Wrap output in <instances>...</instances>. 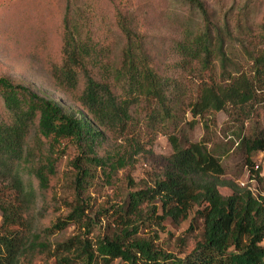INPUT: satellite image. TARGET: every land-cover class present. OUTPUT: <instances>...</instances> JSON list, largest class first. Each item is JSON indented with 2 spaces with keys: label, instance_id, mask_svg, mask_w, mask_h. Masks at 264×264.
Instances as JSON below:
<instances>
[{
  "label": "trees",
  "instance_id": "obj_1",
  "mask_svg": "<svg viewBox=\"0 0 264 264\" xmlns=\"http://www.w3.org/2000/svg\"><path fill=\"white\" fill-rule=\"evenodd\" d=\"M182 1L199 13L201 24L196 29L182 25L180 38L171 46V53L180 58L170 67L195 64L198 71L211 70L216 58L221 66V79L200 80L187 102L192 121L228 107L250 112L257 93L264 90V48L252 57L251 76L226 72L229 31L211 18L202 0ZM70 6L63 16L61 61L53 66L51 78L59 90L73 92L78 113L0 75V264L31 263L37 255L52 256L57 264H111L115 259L123 264H264V196L220 178L223 166L205 141L182 143L173 134L168 136L172 152L161 169L141 185L128 179L131 186L112 211L116 228L93 243L81 232L50 240L70 223L89 233L96 218L88 212L89 190L98 171L112 186L117 170L141 153L140 142L125 134L131 107L145 102L147 118L155 126L171 119L181 99L187 100L168 70L155 62L149 37L131 13L115 7V29L106 26L101 32L93 15ZM258 29L264 42V21ZM115 31L123 40L118 54ZM104 129L124 135L122 150L99 153ZM66 138L79 149L64 175L71 200L54 197L38 205L37 193L50 188L59 175L56 144ZM238 143L249 178L261 181L252 156L264 152V133L241 136ZM221 186L230 193L222 194ZM49 209L54 219L42 224ZM193 209L202 230L191 250L181 256L136 237L145 220L156 225L166 218L179 222Z\"/></svg>",
  "mask_w": 264,
  "mask_h": 264
},
{
  "label": "rangeland",
  "instance_id": "obj_2",
  "mask_svg": "<svg viewBox=\"0 0 264 264\" xmlns=\"http://www.w3.org/2000/svg\"><path fill=\"white\" fill-rule=\"evenodd\" d=\"M202 1L207 5L211 18L220 26L226 27L230 33V38L226 41L230 59L226 72H244L251 76L252 57L264 48L258 29L264 21V0ZM67 6L72 10L80 7L93 15L95 25L101 32L106 30V26L115 29V7L126 9L137 21L138 28L146 31L149 47L155 54V62L168 70L176 85L184 91L187 100L181 99L182 102L173 109L174 116L171 119L164 123L156 122L155 126L147 118L148 106L145 102L140 101L131 107L132 119L125 134L140 142L141 153L130 164L117 170L112 186L106 183L98 171L89 190L88 212L93 217L96 214L89 233L85 234L83 229L80 230L77 225L70 223L53 234L51 241H59L81 232L93 243L107 231L116 228L112 211L116 202L130 188L128 179L131 178L132 182L141 185L149 180V175L161 169L165 157L172 152L168 140L170 134L177 136L182 143L185 140L205 141L207 148L218 156L223 166L224 173L220 178L240 185L245 184L255 195L264 196V176L261 181L249 178L244 150L238 143L241 136L264 133V90L257 93V102L249 104L252 109L248 113L236 107H228L224 111L206 113L192 121L187 102L194 98L200 80L221 79V66L216 58L211 70L208 68L198 71L200 66L195 64L186 69L170 67L171 62L180 58L179 55L171 53V46L180 38L182 25L187 24L196 29L201 24L199 13L182 0H0V75L25 84L38 94L57 100L78 113L79 106L74 100L73 92L59 90L51 78L53 66L59 64L62 57V26ZM116 33L115 31L112 38L114 51L118 54L123 40ZM1 108L0 102V111ZM124 139V135L120 136L118 130L104 129L98 147L99 153L122 150ZM56 148L60 156L59 175L52 181L50 188L37 193L38 205L53 200L54 197L66 196L71 200V192L66 188L64 175L71 168L70 161L79 154V149L69 138L61 139ZM252 160L264 170V152L254 153ZM34 185L37 183L34 182ZM219 190L224 195L230 193L227 187L221 186ZM50 211L51 209L48 210L46 218H41L42 224L46 225L54 219L51 218ZM201 230L202 221L194 217L193 209L187 219L179 222L166 218L161 225H156L145 220L139 225L136 237L150 240L158 248L181 256L191 250L199 239ZM21 264L57 262L52 256L37 255L31 263L22 261ZM111 264L123 262L115 259Z\"/></svg>",
  "mask_w": 264,
  "mask_h": 264
},
{
  "label": "built area",
  "instance_id": "obj_3",
  "mask_svg": "<svg viewBox=\"0 0 264 264\" xmlns=\"http://www.w3.org/2000/svg\"><path fill=\"white\" fill-rule=\"evenodd\" d=\"M256 167H259L260 168L259 174H260L261 177H263L264 176V170L262 171L261 166H259L258 164H256Z\"/></svg>",
  "mask_w": 264,
  "mask_h": 264
}]
</instances>
